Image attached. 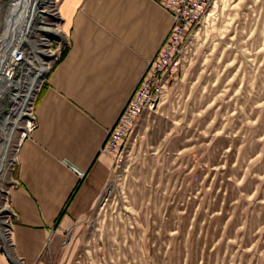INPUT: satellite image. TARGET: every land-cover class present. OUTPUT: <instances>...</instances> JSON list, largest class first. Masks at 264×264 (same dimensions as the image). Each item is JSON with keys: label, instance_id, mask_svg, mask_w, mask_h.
Returning <instances> with one entry per match:
<instances>
[{"label": "rangeland", "instance_id": "rangeland-1", "mask_svg": "<svg viewBox=\"0 0 264 264\" xmlns=\"http://www.w3.org/2000/svg\"><path fill=\"white\" fill-rule=\"evenodd\" d=\"M10 3L0 0V38ZM59 6L38 1L26 63L0 98L6 240L18 127L29 124L41 85L40 78L27 100L33 68L38 59L49 68L50 49L61 43ZM173 77L122 144L120 167L71 248L72 264H264V0H213Z\"/></svg>", "mask_w": 264, "mask_h": 264}, {"label": "crops", "instance_id": "crops-1", "mask_svg": "<svg viewBox=\"0 0 264 264\" xmlns=\"http://www.w3.org/2000/svg\"><path fill=\"white\" fill-rule=\"evenodd\" d=\"M59 3L65 48L38 89V128L17 151L0 264L73 263L71 248L116 172L102 152L109 131L173 25L152 0Z\"/></svg>", "mask_w": 264, "mask_h": 264}, {"label": "built area", "instance_id": "built-area-1", "mask_svg": "<svg viewBox=\"0 0 264 264\" xmlns=\"http://www.w3.org/2000/svg\"><path fill=\"white\" fill-rule=\"evenodd\" d=\"M152 1L172 16L173 25L169 32L168 39L163 44L159 52L158 58L150 63V67L136 92L124 107L116 124L109 131L108 138L104 144L102 152L114 159L116 169L120 167L122 162V144L127 142V139L133 134L139 120L146 113V111L152 109L153 106L158 103L160 98L165 95L168 85L171 80L174 79L173 76L179 64V56L183 51L189 35L204 18L213 2V0ZM61 21L62 16L59 10L57 22ZM54 31H56V29H54ZM63 37V33H61V43H57L56 49H54V62L50 63L49 68H45L42 71L41 85L64 51L65 41ZM24 44H27V37L21 44H16L14 47H10L12 50L5 64V73L7 77L13 81L12 85L15 82L16 69L19 68V59L21 58L22 53L26 50ZM39 90H36L35 102L33 106L30 107L34 108V116H27V114H25V117H29V124L19 125L18 127L21 129L19 146H21L24 140L30 139L32 134L38 128L35 105ZM16 128L17 127H15V129ZM17 165L18 158L16 156L14 162L12 163L13 171L16 170ZM79 174L84 176V173L82 172H79ZM15 183L17 184V182ZM13 217L14 213L11 209L10 218L8 219L11 230Z\"/></svg>", "mask_w": 264, "mask_h": 264}, {"label": "bare ground", "instance_id": "bare-ground-1", "mask_svg": "<svg viewBox=\"0 0 264 264\" xmlns=\"http://www.w3.org/2000/svg\"><path fill=\"white\" fill-rule=\"evenodd\" d=\"M38 1L39 0H11V3L6 11L4 31L0 38V98H2V95L5 94L7 86H9V83L12 81L7 77L5 73V64L7 58L10 56L9 48L11 45L15 46L16 44H21L23 41H25L27 34L30 32L31 27L34 25L33 20L35 18V14L38 13ZM38 62L40 65L38 64L37 67L33 68L37 74L31 79L30 92L28 93L29 97L27 98V100L31 97V93L36 89L38 82L41 78L42 71L43 69H45L42 66V60L38 59ZM25 63L26 55L24 52L22 53L21 58L19 59V68L16 69V71L21 69V67ZM19 98L20 97L17 96L15 100L18 101ZM27 100L22 101L23 103H25ZM155 106H153V108ZM30 114L32 113L30 112ZM5 162L6 157L5 155H3L1 160L0 171L2 169V166H4ZM9 234L10 229L7 231V238H9ZM0 235L2 236L1 233ZM2 237L4 240L6 239L4 236Z\"/></svg>", "mask_w": 264, "mask_h": 264}]
</instances>
